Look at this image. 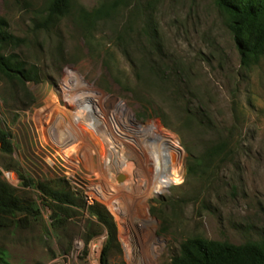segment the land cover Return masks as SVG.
<instances>
[{
	"label": "rangeland",
	"instance_id": "obj_1",
	"mask_svg": "<svg viewBox=\"0 0 264 264\" xmlns=\"http://www.w3.org/2000/svg\"><path fill=\"white\" fill-rule=\"evenodd\" d=\"M49 1L0 0L4 55L40 76L24 84L0 70V126L13 144L0 170L35 210L28 226H0L1 264H102L96 204L117 227L110 264H171L194 236L263 237L264 56L243 63L215 0H71L41 27ZM220 137L228 159L200 164ZM158 164L180 179L162 193ZM40 183L74 195L64 224Z\"/></svg>",
	"mask_w": 264,
	"mask_h": 264
},
{
	"label": "trees",
	"instance_id": "obj_2",
	"mask_svg": "<svg viewBox=\"0 0 264 264\" xmlns=\"http://www.w3.org/2000/svg\"><path fill=\"white\" fill-rule=\"evenodd\" d=\"M216 6L224 14L227 25L235 35L243 63L252 65L259 62L264 56V0H215ZM71 8V0H50L47 17L41 27L53 25L57 18L67 15ZM108 12L102 6L86 14L88 22H95ZM12 41V36L5 29L0 19V70L6 74L10 71L18 73V79L24 84L40 81L38 70L35 67L25 68L22 63L16 62L11 56L4 55L6 42ZM154 71L155 70L154 68ZM159 79L164 76L158 74ZM187 121L199 126H211L208 121H198L190 110H187ZM208 151L201 156L200 164L210 166L214 158H221L225 162L231 147L229 137H220L207 144ZM0 151L10 154L13 151L11 135L0 126ZM0 170V226L11 225L28 226L29 218L35 212L31 203L25 201L17 190L3 178ZM25 182V185H29ZM40 191L51 201L52 218L59 224H64L68 216L65 205L74 203V195L66 189L52 188L48 184L40 183ZM99 225L107 233V240L103 247L101 263L110 264L108 256L114 245L119 243L118 232L111 213L101 204L91 209ZM89 235L87 241L92 239ZM4 252L0 249V264L5 260ZM171 264H264V236L258 240H249L243 244H234L229 241L212 240L202 236L190 237L180 245L179 252L173 257Z\"/></svg>",
	"mask_w": 264,
	"mask_h": 264
},
{
	"label": "bare ground",
	"instance_id": "obj_3",
	"mask_svg": "<svg viewBox=\"0 0 264 264\" xmlns=\"http://www.w3.org/2000/svg\"><path fill=\"white\" fill-rule=\"evenodd\" d=\"M174 141L175 140H173L171 138H166V137L162 138V140H161V142H162V144H164V146H169L172 143H174ZM157 169H158V173L159 174L158 175H154L155 179L153 178V184H152L153 185V188H152L153 192L162 193L165 188L170 187L173 183H177V182L180 181L179 177L176 176L173 172H171L170 169L168 167H166L165 165L158 164V167H156V171H157ZM90 202H93V200H91Z\"/></svg>",
	"mask_w": 264,
	"mask_h": 264
}]
</instances>
